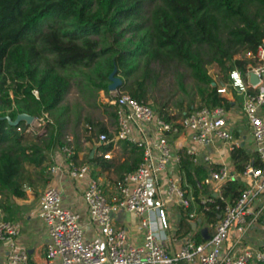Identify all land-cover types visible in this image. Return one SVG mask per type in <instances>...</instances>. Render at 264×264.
Returning a JSON list of instances; mask_svg holds the SVG:
<instances>
[{
    "label": "trees",
    "instance_id": "16d2710c",
    "mask_svg": "<svg viewBox=\"0 0 264 264\" xmlns=\"http://www.w3.org/2000/svg\"><path fill=\"white\" fill-rule=\"evenodd\" d=\"M262 38L264 0H0V192L18 196L22 185L34 183L48 168L43 152L68 147L77 154L74 128L79 119L75 114L71 120L63 103L72 82L87 106H101L107 116L106 122L83 119L96 141L100 133L110 138L113 106L96 101L98 91L110 92V75L120 79L115 90L144 103L150 98L153 110L166 120L193 109L194 96L202 106L229 107L215 92L206 67L215 65L221 74L218 82H225L229 70L243 71V54ZM166 77L173 78L183 98L169 93L157 101L152 92ZM171 101L175 114L166 108ZM21 113L46 115L44 131L28 140L25 121L12 124ZM117 144L121 161L104 158L112 145L102 143L95 147L98 155H87L86 162L120 178L140 163L141 150L134 143ZM251 158L258 165L255 155L241 146L230 152L238 174ZM25 166L36 171L31 174ZM92 175L96 177L93 170ZM221 184L219 196L204 190L212 200L208 211H199L206 221L217 218L213 205L239 193L236 179ZM179 225L190 229L184 216ZM258 249L264 251V245Z\"/></svg>",
    "mask_w": 264,
    "mask_h": 264
},
{
    "label": "built area",
    "instance_id": "2783aa9c",
    "mask_svg": "<svg viewBox=\"0 0 264 264\" xmlns=\"http://www.w3.org/2000/svg\"><path fill=\"white\" fill-rule=\"evenodd\" d=\"M243 58L247 60L243 71L233 68L228 71L225 82L214 83L215 92L229 101V107L199 106L179 118L166 120L149 103L127 93L118 92L107 99L113 106L115 125L110 138L100 133L95 144L134 143L141 150V161L106 189L91 175L89 164H78L73 151L62 147L66 174L83 181L81 201L87 218L81 224L77 211L62 206L59 189L45 188L37 201L46 233L43 257L37 264H256L264 261V251L242 243L250 206L264 191V38L253 51L244 53ZM251 76L255 81L250 80ZM236 105L248 125L258 165L245 163L240 175L248 177L250 183L234 199L224 200L221 206L213 205L219 212L216 220L206 225L210 229L207 239L197 240L198 228H195L177 241L173 208L181 209L185 220L198 227L197 211H208V202H212L202 193L203 187L234 177L230 167L221 162L209 170L202 181L204 186L194 190L180 170L181 157L186 156L192 162L198 158L209 162L205 152L208 145L219 144L227 152L240 147L241 140L232 135L229 125L231 109ZM103 157L109 158V152L103 153ZM48 170L55 174L62 168L52 165ZM118 213L130 214L135 219L140 238H130L127 227L116 224L114 216ZM19 233L17 221L0 217V242L7 243L8 264H27L25 250L16 247ZM230 234L233 241L227 245Z\"/></svg>",
    "mask_w": 264,
    "mask_h": 264
},
{
    "label": "crops",
    "instance_id": "0c3cea01",
    "mask_svg": "<svg viewBox=\"0 0 264 264\" xmlns=\"http://www.w3.org/2000/svg\"><path fill=\"white\" fill-rule=\"evenodd\" d=\"M232 114L229 119V125L232 130V135L241 140L240 146L245 149L248 153H253L255 155V160L258 163V159L255 154L254 146L251 141V137L249 134V128L245 120L240 117L239 110L237 105L232 107ZM112 148L109 152V158H112L115 162L121 161L123 159L117 141L114 142ZM96 144H94L89 151V157L92 155H98L95 150ZM181 152V149H178ZM119 152V157H113L112 152ZM206 154L209 156V162H203L201 158H198L197 161L192 162L188 157L182 156L180 162V170L183 173L185 180L188 182L190 186L195 190L197 186L203 187V179L208 176V172L210 169H215L219 163H226L232 172L234 173V177L232 179H236V182L240 185V189L250 183V179L248 177L242 176L235 171L232 161L230 159V152L225 151L219 144H213L211 146H207L205 149ZM112 154V155H111ZM50 164L48 165L47 170L39 173L37 180L32 184H24L21 187V193L18 196H9V198L3 203V211L1 210L2 217L8 220L17 221L20 225V233L16 239V247L17 249L25 250L28 260L27 264H37L42 260L44 243L46 241V233L43 226L42 221L38 215V197L41 192L49 187L54 186L59 189L61 192V203L65 208H69L75 210L79 213L80 223L83 224L87 218L86 211L84 205L81 201V189L83 187L82 180H74L71 179L65 172V164L64 158L60 151V149H54L50 154ZM82 155L79 153V156L75 159L78 164L87 163L86 160L81 159ZM185 159L187 162H182ZM253 158L249 159L247 162L253 163ZM246 162V163H247ZM90 166V172L92 175L94 171L102 174H112L109 171H101L97 168H94L90 163H87ZM52 165H59L62 168L61 172L52 174L49 172V167ZM97 176L100 181L101 176ZM93 176V175H92ZM94 177V176H93ZM115 179L111 182L113 184ZM221 183H209L203 187L202 193L205 195L204 190L209 191L213 196H219L222 193ZM107 189V188H106ZM239 189V190H240ZM251 213L247 216L248 226L243 234L242 243L245 246L251 247L246 239V236L255 233V229L257 226L255 222L261 223L262 228H264V191L259 197L253 201L250 206ZM181 216H184V213L181 209L173 208V217L172 222L176 227V235L177 241H181V237L185 236V234L189 231H193L195 228H198V232L196 233L197 240L201 238V240H205L203 236L200 234V229L203 227L206 228L207 223H212L213 221H206L201 215L199 210L197 211L198 216V227L195 226L192 222H189L190 229H185V226L179 225V220ZM218 216V215H217ZM116 224H123L127 227L130 238L137 240L140 238L141 233L136 229L135 219L127 213H118L114 216ZM254 229V230H253ZM210 229H206V233H209ZM258 231V230H257ZM207 233V235H208ZM89 232L85 235L87 236ZM253 238V235H251ZM261 242H258V245H264V238H260ZM258 240V241H259ZM233 241V235H229L227 239V245L231 244ZM258 246V247H259ZM254 247V246H253ZM254 247V248H258ZM7 243L0 242V264H8L7 263Z\"/></svg>",
    "mask_w": 264,
    "mask_h": 264
},
{
    "label": "rangeland",
    "instance_id": "374dc122",
    "mask_svg": "<svg viewBox=\"0 0 264 264\" xmlns=\"http://www.w3.org/2000/svg\"><path fill=\"white\" fill-rule=\"evenodd\" d=\"M207 73L210 75L212 80L214 82H218L219 79L221 78V74L219 69L211 64L208 65L207 67ZM78 81V79L76 80ZM186 84L191 85V79L187 78L186 79ZM190 90V89H189ZM169 91V92H167ZM118 93V90H110L108 94L103 93L102 91H98L96 94V101L99 104H107L106 100L109 99V96H112L114 94ZM154 97L157 99V101H163L166 99L167 94L173 93V99H180L183 98L182 93L177 90V85L173 78L171 79L170 77L166 78H160L158 81V85L156 86L154 92H152ZM164 98V99H163ZM199 98L197 96H194V102H193V107H199L202 106L199 104ZM148 103L152 104L151 99L147 98L146 100ZM63 103H66L68 106V115L69 118L72 120L73 117H75V114H77V117L79 119L77 126L74 128V132L78 135L76 142L79 145V150H77L76 157L79 156V153H81L82 160H86V156L89 154V151L91 150L92 146L94 145L93 143L96 141L95 137L93 136V130L87 126V124L84 122V118H88L92 121H101V122H106L107 121V116L103 112L102 107L98 106L95 108H90L85 104L83 101L80 92L77 90V87L71 83L68 92L66 93ZM167 109L171 111V114H175L177 112L176 108H174L171 102H167ZM43 117H46L44 115ZM43 117L41 118H33L29 125L27 126V135H29L28 140H31L34 138V135L40 134L44 131L43 125H44V120ZM83 129H87L86 131H83ZM113 129V128H111ZM67 135L70 137H73L72 131L68 129ZM91 137V140H86L87 138ZM70 146L73 148L74 145L71 141ZM54 150V149H53ZM46 151L43 152L45 154V158L47 159V166L50 164V156L49 154L53 151ZM97 151V150H96ZM75 152V153H76ZM98 153V151H97ZM113 157L117 158L119 157V152H112ZM111 154V155H112ZM75 158V157H74ZM26 171L29 173H33L36 171V168H33L31 166H25ZM94 175L97 177L99 173L94 171ZM101 176L100 178V184L104 188H110L111 187V182L113 179H116L117 177L114 174H102L99 175ZM9 198V196L6 194V192L1 191L0 192V217H2L1 210L3 211V203ZM257 229H255V233H252L253 238L251 235L246 236V239L248 240V243L251 245V248L258 247V242H261L259 240L260 238H264V228H262V224L255 222ZM254 230V229H253ZM258 230V231H257ZM259 240V241H258ZM254 246V247H253Z\"/></svg>",
    "mask_w": 264,
    "mask_h": 264
},
{
    "label": "water",
    "instance_id": "95a60500",
    "mask_svg": "<svg viewBox=\"0 0 264 264\" xmlns=\"http://www.w3.org/2000/svg\"><path fill=\"white\" fill-rule=\"evenodd\" d=\"M109 79L111 82L108 85V89L114 90L116 88V86L120 84V79L118 77H114L112 75L109 76ZM250 80L253 82V81H255V78L253 76H251ZM32 119H33L32 116L25 114V113H21V114L17 115V117L15 118L14 121H12V124H16L20 120H23V121H25L26 124H28L31 122ZM200 234L203 236L204 239H207L208 235L206 233L205 227L200 229Z\"/></svg>",
    "mask_w": 264,
    "mask_h": 264
}]
</instances>
